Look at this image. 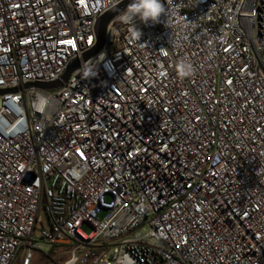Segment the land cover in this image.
<instances>
[{"label": "built area", "instance_id": "built-area-1", "mask_svg": "<svg viewBox=\"0 0 264 264\" xmlns=\"http://www.w3.org/2000/svg\"><path fill=\"white\" fill-rule=\"evenodd\" d=\"M125 1L0 0V264H264V0L126 8L84 61Z\"/></svg>", "mask_w": 264, "mask_h": 264}, {"label": "water", "instance_id": "water-1", "mask_svg": "<svg viewBox=\"0 0 264 264\" xmlns=\"http://www.w3.org/2000/svg\"><path fill=\"white\" fill-rule=\"evenodd\" d=\"M131 0H127L124 3H122L121 5L117 6L116 8H114L113 10H111L110 12H108L107 14H105L98 22L97 25V39H98V43L96 45V47L91 50L90 52H88L87 54L84 55V61H87L89 58H91L92 56H94L95 54H97L102 47L104 46L106 40H107V27L108 24L110 23V21L116 17L117 15H119L120 13H122L130 4ZM79 67V62L76 61L74 62L69 69L67 70V72L65 73V75L63 76V81L67 82L68 79L70 78L71 74ZM63 86V82L61 81H57V82H53V83H33V84H28L27 87H37V88H41V89H45V90H53V89H59ZM11 91L16 92L17 89H12ZM6 90H0V95L3 93H6Z\"/></svg>", "mask_w": 264, "mask_h": 264}, {"label": "clouds", "instance_id": "clouds-1", "mask_svg": "<svg viewBox=\"0 0 264 264\" xmlns=\"http://www.w3.org/2000/svg\"><path fill=\"white\" fill-rule=\"evenodd\" d=\"M162 11L160 0H131L122 19H127L128 14L131 13L142 21H154Z\"/></svg>", "mask_w": 264, "mask_h": 264}, {"label": "rangeland", "instance_id": "rangeland-1", "mask_svg": "<svg viewBox=\"0 0 264 264\" xmlns=\"http://www.w3.org/2000/svg\"><path fill=\"white\" fill-rule=\"evenodd\" d=\"M83 230L87 234H90L93 229L89 224H85L83 226ZM74 248L75 245H63L59 252L56 253L55 250H53L49 253V255L37 252L33 264H64L65 261L70 258V254ZM86 250L87 248H83L80 252H78V255L82 256Z\"/></svg>", "mask_w": 264, "mask_h": 264}]
</instances>
